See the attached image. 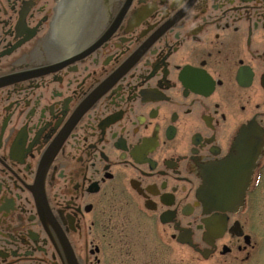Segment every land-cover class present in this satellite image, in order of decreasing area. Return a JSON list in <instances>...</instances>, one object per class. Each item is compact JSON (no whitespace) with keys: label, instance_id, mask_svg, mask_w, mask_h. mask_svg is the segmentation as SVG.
Segmentation results:
<instances>
[{"label":"flooded vegetation","instance_id":"1","mask_svg":"<svg viewBox=\"0 0 264 264\" xmlns=\"http://www.w3.org/2000/svg\"><path fill=\"white\" fill-rule=\"evenodd\" d=\"M263 181L264 0H0V264H260Z\"/></svg>","mask_w":264,"mask_h":264},{"label":"rangeland","instance_id":"2","mask_svg":"<svg viewBox=\"0 0 264 264\" xmlns=\"http://www.w3.org/2000/svg\"><path fill=\"white\" fill-rule=\"evenodd\" d=\"M255 195L257 196V204L255 208L256 215L261 214V218L264 217V181L256 190ZM258 240L257 259L260 264H264V233H261L256 238Z\"/></svg>","mask_w":264,"mask_h":264},{"label":"water","instance_id":"3","mask_svg":"<svg viewBox=\"0 0 264 264\" xmlns=\"http://www.w3.org/2000/svg\"><path fill=\"white\" fill-rule=\"evenodd\" d=\"M213 188H214V186L211 185V184H209L207 190H206V191L204 190V191H205V194H206V195L209 194V192H210ZM216 193H217V192H216ZM216 193L214 194V198H216ZM209 195H211V193H210ZM205 198H206V196H205Z\"/></svg>","mask_w":264,"mask_h":264}]
</instances>
